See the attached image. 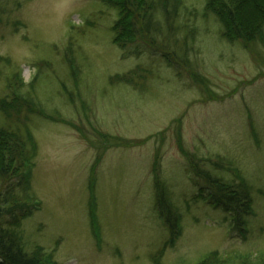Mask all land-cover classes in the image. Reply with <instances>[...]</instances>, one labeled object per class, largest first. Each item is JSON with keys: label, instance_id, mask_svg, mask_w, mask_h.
<instances>
[{"label": "rangeland", "instance_id": "rangeland-1", "mask_svg": "<svg viewBox=\"0 0 264 264\" xmlns=\"http://www.w3.org/2000/svg\"><path fill=\"white\" fill-rule=\"evenodd\" d=\"M204 3L183 0L177 42L147 33L139 53L113 43L119 15L101 0H0V99L11 75L29 84L38 73L30 93L51 118L21 123L37 144L39 202L21 224L25 250L40 247L54 264H191L264 250V42L223 40ZM129 72L142 75L136 91L123 83ZM202 169L249 186L246 233L197 197ZM157 182L180 216L175 238L155 206Z\"/></svg>", "mask_w": 264, "mask_h": 264}, {"label": "trees", "instance_id": "trees-1", "mask_svg": "<svg viewBox=\"0 0 264 264\" xmlns=\"http://www.w3.org/2000/svg\"><path fill=\"white\" fill-rule=\"evenodd\" d=\"M248 1L205 0L204 16L211 15L221 24L220 37L223 40L234 38L250 46L260 44L264 42V0L249 1L255 10L247 4ZM101 2L102 5L118 12L119 21L113 28L115 31L113 43L123 50L131 48L140 50L138 51L140 53L145 34L148 33L155 38L158 32L165 35L163 36L166 37L163 40L165 43L162 44L167 47V40L177 42L176 35L182 31L180 23H184L182 27L187 26L185 20L180 19L182 11L186 8L183 0H101ZM240 8H247L244 10L248 12L246 14L244 12V15L240 12L241 10L238 11ZM256 15L260 16L261 23L254 25L250 18ZM137 33L139 34L136 36ZM187 35L183 38V42H187ZM168 55L169 53H165L163 56ZM65 60L72 76L76 67L72 61ZM178 61V65L189 63L186 55L184 58L180 57ZM178 65H176L177 73L180 72H178ZM37 75L33 82L37 79ZM139 77L141 78L142 75L137 76L129 72L122 79L126 86L136 91V82ZM33 82L25 84L21 81L20 83L16 73L11 75L6 83L9 94L0 99V264H54L50 260L51 256L44 254L46 252L40 247L34 246L33 250H25L21 231L22 222L39 210V202L36 201L32 190L37 144L28 126L21 123L25 120L27 122L34 115L51 119L31 96ZM203 82L202 80V85H205ZM25 86L29 90L26 96L20 93V88ZM205 90L204 86L203 91ZM109 140L111 139L107 138L108 145L130 146L127 143L120 144V142L114 143ZM180 150L182 151V148ZM98 161L99 159L96 163ZM197 168L199 167L195 165L194 170L196 171ZM214 169L220 171L217 164L214 165ZM195 176L201 181L197 182L199 187L197 197L204 200L203 202L214 211L222 213L225 220L230 221L233 229L236 228L240 234L246 233V220L252 214V196L244 179L236 175V181L227 182L223 177L212 175L209 171ZM155 190L157 191L155 206L158 209V215L165 226L169 224L167 227L172 235L171 238H175L179 230L180 216L166 204L164 190L159 188L158 182ZM191 264H264V250L260 251L255 258L234 255V257L225 256L221 259L213 253L210 257L200 258Z\"/></svg>", "mask_w": 264, "mask_h": 264}]
</instances>
